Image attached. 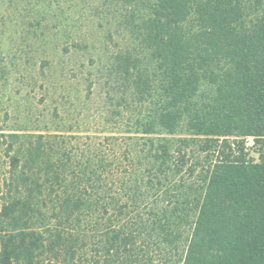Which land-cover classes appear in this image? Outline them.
<instances>
[{
  "label": "trees",
  "instance_id": "obj_1",
  "mask_svg": "<svg viewBox=\"0 0 264 264\" xmlns=\"http://www.w3.org/2000/svg\"><path fill=\"white\" fill-rule=\"evenodd\" d=\"M98 20L83 93L42 133L0 129V264H264V0H103ZM94 98L124 151L69 135Z\"/></svg>",
  "mask_w": 264,
  "mask_h": 264
},
{
  "label": "rangeland",
  "instance_id": "obj_2",
  "mask_svg": "<svg viewBox=\"0 0 264 264\" xmlns=\"http://www.w3.org/2000/svg\"><path fill=\"white\" fill-rule=\"evenodd\" d=\"M102 1L0 0V55L5 69L0 80V129L4 133H42L51 127V114L55 107L61 111L67 93L70 97L83 93L74 65L99 54L104 35L98 20ZM78 44L86 50L77 49ZM84 107L71 121L74 132L69 135L79 131L80 143L113 135L122 139L121 151L126 149L132 136L124 133V122L109 119L97 98ZM7 171V159L0 151V184Z\"/></svg>",
  "mask_w": 264,
  "mask_h": 264
}]
</instances>
